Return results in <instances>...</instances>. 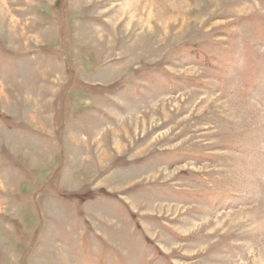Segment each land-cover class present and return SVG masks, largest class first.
<instances>
[{
    "label": "rangeland",
    "instance_id": "1",
    "mask_svg": "<svg viewBox=\"0 0 264 264\" xmlns=\"http://www.w3.org/2000/svg\"><path fill=\"white\" fill-rule=\"evenodd\" d=\"M0 264H264V0H0Z\"/></svg>",
    "mask_w": 264,
    "mask_h": 264
}]
</instances>
